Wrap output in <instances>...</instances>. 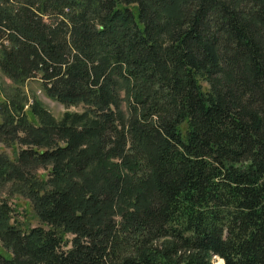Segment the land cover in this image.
Listing matches in <instances>:
<instances>
[{"label":"trees","instance_id":"1","mask_svg":"<svg viewBox=\"0 0 264 264\" xmlns=\"http://www.w3.org/2000/svg\"><path fill=\"white\" fill-rule=\"evenodd\" d=\"M0 75V264H264V0H0Z\"/></svg>","mask_w":264,"mask_h":264},{"label":"rangeland","instance_id":"2","mask_svg":"<svg viewBox=\"0 0 264 264\" xmlns=\"http://www.w3.org/2000/svg\"><path fill=\"white\" fill-rule=\"evenodd\" d=\"M15 89L10 80L2 75H0V99H6L8 95L14 94ZM21 93L27 98L24 108L26 109L29 104L33 102L34 99L39 101L41 105L51 113V115L56 120L63 119L67 113L77 112L78 109L72 106L65 107L61 102L48 97L40 87L38 80H29L21 86ZM2 116L0 114V121ZM0 151L6 152L9 156H12L11 147L0 143ZM8 191V185L2 189L0 195L5 196ZM9 202L11 206L15 207L19 212L16 217L19 221L25 220L30 225H38L39 222L37 218L33 216L32 208L28 203V200L20 195H13L10 197ZM27 213V214H26ZM213 263L215 264V258L213 257Z\"/></svg>","mask_w":264,"mask_h":264},{"label":"bare ground","instance_id":"3","mask_svg":"<svg viewBox=\"0 0 264 264\" xmlns=\"http://www.w3.org/2000/svg\"><path fill=\"white\" fill-rule=\"evenodd\" d=\"M215 258V264H223V260L219 257H217L216 255H214Z\"/></svg>","mask_w":264,"mask_h":264},{"label":"water","instance_id":"4","mask_svg":"<svg viewBox=\"0 0 264 264\" xmlns=\"http://www.w3.org/2000/svg\"><path fill=\"white\" fill-rule=\"evenodd\" d=\"M224 263V262H223Z\"/></svg>","mask_w":264,"mask_h":264}]
</instances>
